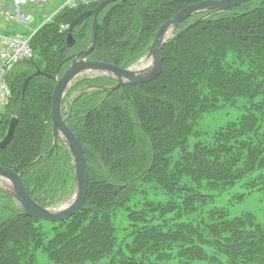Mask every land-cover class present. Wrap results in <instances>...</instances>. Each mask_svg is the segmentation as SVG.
Segmentation results:
<instances>
[{
    "label": "trees",
    "instance_id": "trees-1",
    "mask_svg": "<svg viewBox=\"0 0 264 264\" xmlns=\"http://www.w3.org/2000/svg\"><path fill=\"white\" fill-rule=\"evenodd\" d=\"M198 1L107 4L87 58L129 66L148 51L164 21ZM86 8L63 11L58 21L69 24ZM190 18L162 46L153 80L100 89L112 79L83 78L66 92L68 98L76 88L95 87L67 102L64 113L83 149L86 199L61 222L9 206L0 213V264H39L37 253L53 264H264V220L249 211L231 216L224 207H205L245 179L249 192L264 188V0L188 26ZM58 25L44 24L30 42L33 59L39 45L48 69L59 62L65 69L66 56L87 48L92 35L89 17L68 46ZM45 75L30 79L21 103L8 115L7 102L0 114V138L10 117L17 119L0 149V166L16 171L42 206L54 202L52 187H63L73 174L67 148L57 143L50 151L53 85ZM229 106L240 111L225 121ZM119 210L126 223L118 235ZM50 223L52 229L38 230Z\"/></svg>",
    "mask_w": 264,
    "mask_h": 264
},
{
    "label": "water",
    "instance_id": "water-1",
    "mask_svg": "<svg viewBox=\"0 0 264 264\" xmlns=\"http://www.w3.org/2000/svg\"><path fill=\"white\" fill-rule=\"evenodd\" d=\"M113 1L116 0H101L94 8L83 11L70 22L66 36V44L68 46H71L74 43V38L72 36L73 30L84 20L91 17L92 35L90 43L86 49L78 51L66 58V60H70V65L60 77H57L56 74L50 76L55 82L51 95L50 107L52 137L54 143L57 140L63 139L72 155L76 187L73 200L68 206L55 211L41 207L28 195L18 174L13 169L0 166V177L7 179L11 183L12 190L9 191V194L21 205L22 212L26 216L50 222L63 221L76 213L85 201L87 194V176L84 153L78 138L66 124L61 111L64 92L69 83L77 75L86 71H102L110 73L115 76L117 81L114 88L149 82L153 80L161 70V49L170 30H173L177 25L197 12L207 9L210 10V12L202 18L200 17L194 20L191 25L199 22L213 12H220L251 0H201L185 6L173 17L167 19L158 27L147 53V56L152 57L151 67L149 70L141 72L133 71L130 68H121L107 62L92 61L86 58L95 45L98 14L103 7ZM39 73V71H36L34 75H38ZM31 77L32 76H29L25 80V83H27ZM16 124L17 119L15 117L11 118L5 135L0 139V149L5 148L10 142Z\"/></svg>",
    "mask_w": 264,
    "mask_h": 264
},
{
    "label": "rangeland",
    "instance_id": "rangeland-1",
    "mask_svg": "<svg viewBox=\"0 0 264 264\" xmlns=\"http://www.w3.org/2000/svg\"><path fill=\"white\" fill-rule=\"evenodd\" d=\"M51 1H52V3H51L52 5L51 4L48 5L50 8H48L47 15L42 16L40 18H36V19L34 18V21H32V24H30V28L35 29L36 32L44 24L47 25V24H51L52 22H57L58 24H67L64 21H61V20L58 21V18H59V15L61 14V12L66 11V10H68V11L70 10V9H65V8L57 9L58 6L61 5L62 1H64V0H51ZM40 8L43 9L42 6ZM40 8L37 7L36 10L38 11ZM245 8L246 7L242 6L238 10H244ZM45 18H46V20H45ZM196 18H197L196 16H193L190 18V21L195 20ZM191 23L188 24V26L191 25ZM0 26L5 27L2 24H0ZM18 28L21 29V27H19V26H18ZM172 31L173 30H170V32L167 34L168 38L174 37L175 33L177 32V31H175V32L174 31L172 32ZM48 48H50V46ZM38 49H39V45H38V48L36 49L35 58L33 60L16 65L15 68H13L9 74V95L10 96L8 98L9 99L8 108H7L8 115L10 114L12 108L15 107V105L18 102L21 103V101L24 99L25 91L27 88L26 86L28 84V82L25 83V80L28 78L29 75L35 73L36 71H41L43 73L44 72L47 73L50 76H53L56 74V76L59 77L70 65V61L66 62L65 64L67 66L65 67V69H63V67H62L63 62H59L54 69H48L45 67L44 63L41 64ZM47 49H46V54H47ZM146 53H144L139 59L144 58L143 56L146 55ZM71 55L72 54L67 55L66 58L71 56ZM151 64H152V58H151ZM108 76H111V75H109V74L103 75L102 72H99V71L97 73H84L82 75H79L75 79V82L76 81L78 82V81L82 80L83 78H87V79H92V78H96V77L108 78ZM50 81L52 82V85L54 87V84H55L54 81L53 80H50ZM112 82H113V84L115 83L113 80H112ZM84 86L86 88V85H84ZM85 88H82V87H81V89L76 88L77 90H76V92L73 93V95L76 96V95H78L79 92H84L86 90ZM239 111H240L239 109L234 108L232 106H229L228 113L224 114V117L226 119L225 118H222V119H225V121L228 119H231L232 117H235L239 113ZM8 115H7L6 119H8ZM13 117H15V116L12 115L10 117V119ZM10 119H9V121H10ZM65 179H66V182L64 184H62L63 187L62 186L61 187H52L53 192L56 190L54 192V194H52L53 195L52 198L54 199V202L51 204H47L48 208L49 207L52 209L59 208L62 205L69 202L73 198V195L75 194V191H76L75 181H74V173L71 174V178L66 177ZM0 182L3 184V185L0 184V213L6 214L7 210L9 209V206H11L13 204V205H16V207H18L19 205L12 198H9V197H7V195L2 194L3 193L2 188H6V187H4L6 185L7 186L9 185V189L8 188H6V189L12 190V186L10 185V183L6 182V181L4 182L1 179H0ZM243 182H247V180L246 179L242 180L240 183H238L232 187H229L228 189L224 190L223 192H221L219 194H215V196L212 198V200H210L205 207L206 208L224 207L228 210V213L231 216L239 214L243 211H249V212H252L253 214H255L258 219L264 220V188L258 189V190L255 188H252V189H250V192H249L247 186L244 185ZM241 194L244 195L243 199H239L237 197ZM151 195H153V194H151ZM125 223H126V217H125L124 211L119 210V212L116 215V219H115V225L117 228L118 235H119V232L121 231L122 227L125 225ZM52 226H53V224H51V223L50 224H39L38 230H40L42 232L43 230L52 229ZM37 254H38V263L39 264H53L52 262L47 260L45 255H43L41 253H37ZM87 264H91V263H87Z\"/></svg>",
    "mask_w": 264,
    "mask_h": 264
},
{
    "label": "built area",
    "instance_id": "built-area-1",
    "mask_svg": "<svg viewBox=\"0 0 264 264\" xmlns=\"http://www.w3.org/2000/svg\"><path fill=\"white\" fill-rule=\"evenodd\" d=\"M97 0H69V7L89 5ZM47 0H10L1 7L3 18L15 23L26 25L28 15L23 9L27 4H44ZM66 25H60L64 30ZM30 35L22 33H5L0 31V112L5 109L8 97V74L15 64L32 57Z\"/></svg>",
    "mask_w": 264,
    "mask_h": 264
},
{
    "label": "bare ground",
    "instance_id": "bare-ground-1",
    "mask_svg": "<svg viewBox=\"0 0 264 264\" xmlns=\"http://www.w3.org/2000/svg\"><path fill=\"white\" fill-rule=\"evenodd\" d=\"M150 66H151V58H143L142 60H140L137 64H135L133 66V69L136 71H147L150 69ZM57 143H59V142H57V141L55 143L53 142V137H52V144H51L50 151L54 146H56ZM68 204H69V202H67L65 205H63L61 207L67 206Z\"/></svg>",
    "mask_w": 264,
    "mask_h": 264
},
{
    "label": "crops",
    "instance_id": "crops-1",
    "mask_svg": "<svg viewBox=\"0 0 264 264\" xmlns=\"http://www.w3.org/2000/svg\"><path fill=\"white\" fill-rule=\"evenodd\" d=\"M34 18L35 19L38 18V15L37 14L33 15V21H34Z\"/></svg>",
    "mask_w": 264,
    "mask_h": 264
}]
</instances>
